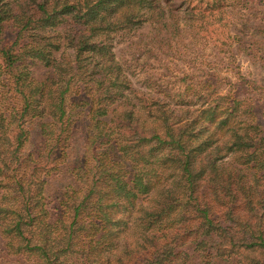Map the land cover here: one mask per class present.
Returning a JSON list of instances; mask_svg holds the SVG:
<instances>
[{"label": "trees", "instance_id": "16d2710c", "mask_svg": "<svg viewBox=\"0 0 264 264\" xmlns=\"http://www.w3.org/2000/svg\"><path fill=\"white\" fill-rule=\"evenodd\" d=\"M179 1L200 18L224 0ZM158 6L0 0V264H264V124L254 109L137 92L112 65L111 35L161 19ZM76 82L92 91L84 121L67 112ZM79 129L82 155L69 142ZM226 158L260 176L224 179Z\"/></svg>", "mask_w": 264, "mask_h": 264}, {"label": "rangeland", "instance_id": "374dc122", "mask_svg": "<svg viewBox=\"0 0 264 264\" xmlns=\"http://www.w3.org/2000/svg\"><path fill=\"white\" fill-rule=\"evenodd\" d=\"M157 1L155 11H163L161 19L153 15L108 40L112 65L120 67L132 88L191 107L218 97L228 101L239 98L244 103L241 108H253L258 122L264 124V0H224L217 10L204 11L200 18L195 17L197 11L181 5L179 0ZM212 2L207 0V6ZM207 6L203 3L198 10ZM190 12L193 17L188 15ZM250 44L260 49L258 57L244 53ZM86 88L89 87L82 82L70 85L66 96L68 113L75 109L82 112L83 103L91 101L92 91ZM82 117L84 121V112ZM82 132L79 129L72 136L73 141L69 140L78 155L84 152ZM74 157L71 154L69 160ZM223 162L224 179L230 172L244 171L242 183L247 185L254 175L260 176L256 168L245 170L238 158H226ZM56 183L53 181L52 186ZM203 188L209 200L211 188L205 184Z\"/></svg>", "mask_w": 264, "mask_h": 264}]
</instances>
